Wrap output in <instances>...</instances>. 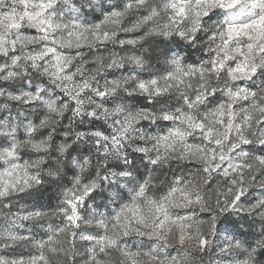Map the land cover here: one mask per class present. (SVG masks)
<instances>
[{
	"label": "snow or ice",
	"instance_id": "snow-or-ice-1",
	"mask_svg": "<svg viewBox=\"0 0 264 264\" xmlns=\"http://www.w3.org/2000/svg\"><path fill=\"white\" fill-rule=\"evenodd\" d=\"M0 3H4V0H0ZM12 4L7 10H0V79L11 82L23 75V80L28 82H22L20 88L0 84V96L6 97L13 108L19 104L30 113H35L43 107L47 115L42 119L37 117L38 125H25V132L19 138L16 133L22 123L19 112L16 120L11 115L7 121L0 116V245L4 249L0 251L4 253L0 254V264H80L82 247L87 253L84 258L86 264H117L113 256L116 250H119V264H141L143 258H147L149 264H190L189 253L182 247L173 249L176 255L168 253L161 257L151 249V245L129 249L120 248V243L121 237L135 232L142 237H154L160 241L157 248L167 249L171 247L167 236L173 229L178 234L181 246L185 241L196 240L204 221L197 219L194 213L173 216L168 211L173 207H190L194 203L203 207L198 194L193 199L197 187L194 180L177 177L166 191L154 198L150 195L149 178L137 186L131 201L120 204L116 211L107 214L95 210L84 213L87 201L95 196L100 186L91 178L84 183L77 179L55 205L37 199L38 190L34 191V185L42 183L37 170L43 164V159H24V146L28 145L30 152L37 156L46 153L47 143L33 137L39 128L52 123L51 118L60 116L62 107L66 108L67 105L64 100H57L56 94L38 86L35 80H28L27 73L31 69H42L44 75L60 84L63 93L67 94L64 98L71 97L76 110L83 112L82 94L86 95L88 89L94 87L90 81H94L96 76L88 75L85 79L87 65L77 66L76 72H71V61L59 54V48L55 45L82 48L89 41H109L118 35L119 30L125 34L143 30L145 35L177 33L183 37L186 33L180 29L186 21L192 25L190 38L196 40L206 20L223 14L220 29L214 37L217 43L209 59L186 66L182 58H174L172 67L161 75L143 79L129 72L127 76L105 81L104 88H94L101 97L128 88L130 95L140 92L159 99L182 86L185 89L182 94L183 107L162 109L158 114L144 111L129 113L119 128V136L115 133L110 136L102 128L81 130L77 136L95 137L99 148L105 145L118 148L121 136L133 129L138 121H151L154 118L166 121L170 127L166 134L158 137L156 143L160 154L152 163L166 160L177 146H182V158L204 163L205 172L230 164L229 168H225V174L235 168L241 177L240 187L230 202L236 209L246 199L243 170L246 168L252 172L254 166L259 169L250 177L253 183L264 176V79L259 86L253 83L237 89L228 85L210 88L207 78L225 73L231 81H255L258 76L264 78V0H117L104 8L102 18H98L99 23L75 25L62 41H49L50 32L66 27L57 20V0H12ZM72 12L78 14L79 10L72 7ZM106 26H111L113 31H108ZM29 28L33 31L30 32ZM38 37L48 41L43 49L34 47ZM118 43L120 47L128 48L137 44V40L126 37L119 39ZM20 50H24L23 55L18 54ZM50 57L52 60L49 63ZM125 61L137 67L143 63L138 56L123 57L114 52L107 66L118 68ZM194 79L199 80V86L191 90ZM129 81L134 83L129 84ZM220 94L224 97L223 103L215 102ZM206 104L213 106L207 110L206 116L201 117L199 109ZM103 111L108 119L118 117L125 109L116 106L111 111L107 108ZM88 115L95 117L96 112H88ZM115 122L121 123L119 119ZM246 129L249 130L247 133ZM192 131L201 133L211 147L187 142ZM254 142L260 147L253 148ZM238 144L248 146L249 151L232 161ZM139 151L147 153L148 150L141 147ZM243 157L251 159L244 160ZM119 175L127 177L129 173L121 169ZM101 179L107 180L108 177L102 176ZM236 183L233 180V184ZM247 207L249 212L264 209V198L249 203ZM56 218L60 223L51 222ZM45 220L50 221L45 225V230L37 232L27 226ZM133 225L147 228L149 232L144 233ZM208 244L207 237L198 241L201 249H207ZM254 251L249 252V258ZM241 264L248 262L242 261Z\"/></svg>",
	"mask_w": 264,
	"mask_h": 264
},
{
	"label": "clouds",
	"instance_id": "clouds-1",
	"mask_svg": "<svg viewBox=\"0 0 264 264\" xmlns=\"http://www.w3.org/2000/svg\"><path fill=\"white\" fill-rule=\"evenodd\" d=\"M115 2L117 0H57L59 5L55 9L57 20L66 27H62L54 33L50 32L49 41L66 39L75 25L99 23L100 19L98 18H102L104 8ZM12 6V0H4V3H0V10H7ZM72 7L79 10L78 14L72 12ZM222 16L223 14H218L206 20L198 33L199 38L196 40L190 38L192 25L190 21H186L180 29L186 33L183 37L177 33L167 36L145 35L142 30L140 33L125 34L123 30H119L118 35L109 41H89L82 48H66L61 47L60 44L55 45L59 48V54L71 61V72H76L77 66L87 65L88 74L85 79L88 75L96 76L94 81H90L94 87L89 88L86 95L82 94L84 101L82 107L85 109L83 112L76 110L71 97L64 98L67 94L63 93L60 84L44 75L42 69L28 71V80H35L38 86L47 89L49 93L56 94L57 100H64V104L67 105L66 108L62 107L60 116L51 118L52 123L48 127L39 128L33 137L47 143L46 153L37 156L30 152L28 145L24 146V159H43V164L37 170L42 183L34 185V191L38 190L37 199L40 202L55 205L61 199L63 192L73 187L77 179L84 183L91 178L96 180L100 186L96 189L95 196L87 201L84 213L88 214L90 210H95L107 214L116 211L120 204L131 201L137 186L149 178H151L150 195L154 198L166 191L168 185L177 177H183L186 181L194 180L197 187L193 199L198 194L203 202V207L194 203L190 207H173L168 211L173 216L194 213L197 219L204 221L200 225L199 236L196 240L185 241L181 246L178 234L173 229L167 236V242L171 247L165 249L157 248L160 241L155 240L154 237L150 238L148 235L142 237L132 232L126 237H121L120 248L132 249L134 246L139 248L151 245V249L163 257L168 253L176 255V251L173 249L182 247L189 253L190 264H241L242 261H247L248 264H264V209L249 212L247 207L249 203H255L258 199L264 198V176L256 180L255 183L250 179L254 173L259 172L258 168L254 166L252 172L246 168L243 170L246 199L242 200L236 209H233L230 202L240 187L241 177L235 168L225 174V168H229L230 164H223L220 168L205 172L204 163L182 158V146H177L175 152L170 154L166 160H162L158 164L152 163L155 157L160 154L157 149V139L166 134L170 127L166 121L155 118L151 121H138L133 129L121 136L118 148H113L110 145L99 148L95 137L77 136L81 130L93 128H102L110 136L113 133L119 136V128L122 127L129 113L144 111L158 114L162 109L171 110L183 107L182 94L185 89L182 86L174 88L166 97L159 99L140 92H133L130 95L128 88L121 89L116 94L110 92L106 97H101L94 91V88H104L105 81L127 76L129 72L133 76L143 79L161 75L172 67L171 61L174 58H182L186 66L209 59L217 43L214 37L220 29ZM25 27L29 26L25 25ZM106 27L108 31H113L111 26ZM29 31L31 32L33 29L29 28ZM126 37L136 39L137 44L128 48L120 47L118 40ZM47 43L48 41L38 37L34 41V47L43 49ZM114 52L123 57L138 56L142 58L143 63L137 67L125 61L118 68H109L107 65ZM18 54L23 55L24 50L18 51ZM51 60L50 57L47 62L50 63ZM262 79L264 78L258 76L255 81H231L225 73L218 77L216 75L208 77L207 83L210 88H221L228 85L242 89L253 83L259 86ZM22 82H28L23 80V75L20 79L11 82L0 79V84L5 87L11 84L20 88ZM132 83L134 81H129V84ZM198 86L199 80L194 79L191 90H195ZM215 102L223 103V95H218ZM116 106H122L125 111L118 117L106 119L103 109L107 108L111 111ZM212 106L213 104L204 105L199 109L198 114L201 117L206 116L207 110ZM91 111L96 112L95 117L88 115V112ZM239 111L238 106L237 112L239 113ZM17 112H19V119L22 121L16 129L18 138L25 132V125H38L37 117L42 119L44 115H47L46 109L43 107H40L35 113H30L27 108L19 104L13 108L6 97L0 96V116L5 121L9 119L10 115L13 120H16ZM117 119L121 122L120 124L115 122ZM245 131L247 133L249 130ZM233 140H236L235 133H233ZM187 142L207 145L202 134L196 131L190 132ZM207 146L211 147V145ZM141 147L147 148V153L139 151ZM252 147L259 148L260 145L254 142ZM248 151V146L238 144V150L234 152L232 161L241 158V153ZM242 159L250 160L251 157ZM121 169L129 175L121 177L119 175ZM102 176H107L108 179L102 180ZM233 180H236L237 183L233 184ZM51 222L58 224L60 220L56 218ZM48 223L50 221L45 220L42 223L28 224L27 226L39 232L45 230V225ZM133 227L140 228V231L144 233L149 232V229L142 226L133 225ZM204 237L209 240L207 249H201L198 246L199 239ZM252 249L255 251L249 258V252ZM0 251H4L2 245H0ZM86 255V249L82 247L80 264H86L84 259ZM113 256L119 264V250L114 251ZM141 264H149L148 259L143 258Z\"/></svg>",
	"mask_w": 264,
	"mask_h": 264
},
{
	"label": "rangeland",
	"instance_id": "rangeland-1",
	"mask_svg": "<svg viewBox=\"0 0 264 264\" xmlns=\"http://www.w3.org/2000/svg\"><path fill=\"white\" fill-rule=\"evenodd\" d=\"M0 254H4V253H0Z\"/></svg>",
	"mask_w": 264,
	"mask_h": 264
}]
</instances>
